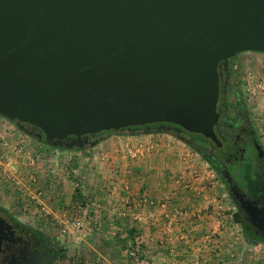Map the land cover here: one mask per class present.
<instances>
[{"label":"water","instance_id":"water-1","mask_svg":"<svg viewBox=\"0 0 264 264\" xmlns=\"http://www.w3.org/2000/svg\"><path fill=\"white\" fill-rule=\"evenodd\" d=\"M243 51L264 52V0H0V115L67 149L154 123L220 147V78ZM223 178L264 229V209Z\"/></svg>","mask_w":264,"mask_h":264},{"label":"crops","instance_id":"crops-1","mask_svg":"<svg viewBox=\"0 0 264 264\" xmlns=\"http://www.w3.org/2000/svg\"><path fill=\"white\" fill-rule=\"evenodd\" d=\"M236 57L264 62V52L243 51ZM259 68L263 77L264 65ZM259 93L264 100V91ZM170 136L164 131L112 132L81 149L42 143L39 155L32 150L30 157L22 154L16 164L8 162V158L3 163L15 178L17 188L12 192L28 208L29 218L46 214L48 218L60 219L65 213L64 207L75 196L74 183L79 182L82 194L95 198V222L99 226L109 222L116 233L117 230L120 233L139 230L146 239V257L160 254L163 257L158 258L159 264H176L178 259L168 262L167 255L179 257L185 251L196 254L214 246L221 249L226 246L230 232L223 218L206 215L190 218L181 204L172 202L181 200L184 188L201 191L204 187L198 183L193 155ZM22 193L25 197L31 195L33 201L24 200ZM184 224L191 225L188 231L192 232L188 234L195 237V240L191 238L192 245L183 240L184 236L188 237L181 230ZM216 230H220L219 237L212 235ZM206 243L211 245L207 247ZM190 264H199V261L196 259Z\"/></svg>","mask_w":264,"mask_h":264},{"label":"rangeland","instance_id":"rangeland-1","mask_svg":"<svg viewBox=\"0 0 264 264\" xmlns=\"http://www.w3.org/2000/svg\"><path fill=\"white\" fill-rule=\"evenodd\" d=\"M229 64L231 74L228 79L226 92L228 112L230 115L234 113L237 107L235 93L238 92L244 105L246 116L252 123L264 152V100L261 99L262 95L259 93V90L264 91V88L255 86L259 79H264V72L262 73L263 77H261L259 68V66L264 65V62L259 61V59L238 58L235 56ZM234 64L237 65L236 69L233 67ZM143 131L145 130H140L139 132ZM168 134L171 135L170 133ZM28 137L35 143L36 151L39 155L41 152L40 147H42L39 145L43 142L36 143L34 137ZM170 137L193 155L196 172L199 175L198 183L204 187V190L201 191H193L189 187L184 188V191L180 193L181 200L178 199L172 202L181 204V209L186 211L190 218L198 217V215L200 217L203 215L211 216L216 219L223 218L224 224L229 226L230 238L225 243L226 246L221 249H215V246L209 247L211 244L206 243L208 244L207 247H209L206 251L196 254L185 251L183 254L180 253L179 257H176V254L167 255V261L173 262L178 259L177 262L175 261L176 264H179V260L181 264H190L197 259L199 264H264V239L261 237H257L254 240L250 239L249 231L245 230L241 223L233 220L232 214L236 210V203L229 194L223 177L213 168L209 161L187 143L174 135ZM256 164L254 150L250 148L247 150L244 160L236 162L232 166L231 175L237 187L245 194H251L255 188L261 185ZM2 167H5V164L0 160V205L10 210L21 223L31 226L52 241L56 252L51 264H159L158 258L163 257L162 255L151 254L146 257V239L142 238L139 230L134 231V237L127 235V232L120 233L118 230L117 234L113 235L111 226L114 225L108 222L104 225V228L95 222L97 219V213L94 210L96 206L93 205L95 198L94 196L89 197L85 196L86 194H82L83 191L80 184L78 187H74L75 196L64 207L65 213L60 219L57 217L48 218L46 214L39 216V218H35V216L29 218L28 208L21 205V202H18L19 199L17 200L16 198V194L12 192V190L17 188L15 178L9 180V178L1 174ZM202 175L206 178L202 177ZM9 177H13L12 174ZM4 186H7V188L4 189ZM27 198L30 201L34 199L28 194L24 200ZM58 203L59 201L57 200L56 204ZM80 203L83 204L82 206L88 214V223L86 224L84 236L81 239L74 240L66 234H62L61 229L66 220L78 215L77 205ZM185 225L187 224H184L181 230L185 231V235L188 237L184 236L183 240L187 245H192L195 237H191L188 234L192 232V230L188 231L191 225H187L188 228ZM97 226L102 230L104 228V230L99 232L96 229ZM210 229L212 230V228ZM222 229L220 228V230ZM220 230H216L212 235H217ZM217 237L219 236L217 235ZM239 246L240 249L238 248Z\"/></svg>","mask_w":264,"mask_h":264},{"label":"flooded vegetation","instance_id":"flooded-vegetation-1","mask_svg":"<svg viewBox=\"0 0 264 264\" xmlns=\"http://www.w3.org/2000/svg\"><path fill=\"white\" fill-rule=\"evenodd\" d=\"M222 81L221 74L220 84ZM220 96L221 90L217 103L219 117L215 126V132L221 141L220 147L206 138L198 141L193 134L171 123H154L139 127H143L146 131H169L178 139L181 137V141L191 143L202 157L216 167L222 177L226 170L232 172V166L236 162L244 160L248 149H253L261 185L246 196L264 209V173L259 170L257 155L258 147H261L259 138L245 111L237 109L228 118H223L224 114L220 112V107L218 108ZM25 128L31 132L32 137H36L35 134L39 133V130L33 126L25 125ZM245 223L246 225L243 226L245 230L264 239L262 236L264 229H257L246 221ZM55 252L52 241L47 239L46 235L21 223L10 210L0 205V264H51Z\"/></svg>","mask_w":264,"mask_h":264},{"label":"built area","instance_id":"built-area-1","mask_svg":"<svg viewBox=\"0 0 264 264\" xmlns=\"http://www.w3.org/2000/svg\"><path fill=\"white\" fill-rule=\"evenodd\" d=\"M233 67L236 69L237 65L234 64ZM255 86L259 88L264 87V79H259ZM28 136L15 124L0 115V160L5 162L4 158H8V162L16 164L17 159H20L22 154L30 157L32 150L36 153V145ZM1 174L9 178V180L14 179V177H9L10 174L5 167H2ZM79 184V182H75L76 187ZM82 205L81 203L77 205L78 215L70 220H66L61 229L62 234H66L74 240L81 239L86 232L88 214ZM96 229L100 232L101 228L97 226ZM111 233L113 235L117 234L115 230H111Z\"/></svg>","mask_w":264,"mask_h":264},{"label":"trees","instance_id":"trees-1","mask_svg":"<svg viewBox=\"0 0 264 264\" xmlns=\"http://www.w3.org/2000/svg\"><path fill=\"white\" fill-rule=\"evenodd\" d=\"M236 56V55H235ZM235 56H233V57H231L230 59H229V63H230V61L235 57ZM227 73H228V75H227ZM230 64H229V66H228V69H227V71H224L223 73H222V82H221V96H220V105L218 106V108H219V110H220V112H223V114H224V116H223V118H228V116H230V114H229V112H228V104H227V99H226V92H227V88H228V79H229V77H230ZM235 100H236V102H237V107H236V109L235 110H240V111H244V105L242 104V102H241V99H240V94L238 93V92H236L235 93ZM140 130H143V127H139V126H132V127H130V128H127V129H125L124 131L125 132H127V133H129V134H137V133H139V131ZM112 132H114V131H103V132H101V133H98V134H96V135H94L91 139H93V138H97V137H100V136H102L103 134H106V133H112ZM117 132V131H116ZM164 132H167V133H170L169 131H164ZM171 135H174L173 133H170ZM194 135V137H195V139L196 140H198V141H203L205 138L202 136V135H199V134H193ZM174 136H176V135H174ZM34 139H36V140H38L37 139V137H34ZM40 142H42V141H40ZM185 143H187L190 147H192L194 150H196L194 147H193V145L191 144V143H188V142H186L185 141ZM75 149H81V148H78V147H76ZM197 151V150H196ZM198 152V151H197ZM198 153H200V152H198ZM212 166H213V168L218 172V170L216 169V167L213 165V164H211ZM232 170H233V167H232ZM219 173V172H218ZM258 173H259V171H258ZM259 179H260V181H261V177H260V173H259ZM223 180H224V178H223ZM224 182H225V180H224ZM236 183V182H235ZM258 187V186H257ZM236 203V202H235ZM236 205V210L233 212V214H232V216H233V220L235 221V222H237V223H241V224H243V226H245L246 225V223H245V221H244V215H243V213L238 209V206H237V204H235ZM244 222V223H243ZM245 228V227H244ZM134 229H129V230H127V235H130V237L132 236V237H134ZM248 231V230H247ZM248 235H249V238L250 239H256L257 237L255 236V235H253L252 233H250V232H248Z\"/></svg>","mask_w":264,"mask_h":264}]
</instances>
